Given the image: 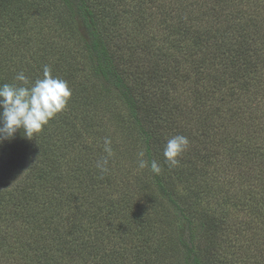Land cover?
<instances>
[{"label":"trees","instance_id":"16d2710c","mask_svg":"<svg viewBox=\"0 0 264 264\" xmlns=\"http://www.w3.org/2000/svg\"><path fill=\"white\" fill-rule=\"evenodd\" d=\"M54 1L27 29L24 0H0V85L49 65L72 93L30 139L25 177L0 189V264H264L263 250L234 258L264 241V0ZM61 27L79 60L27 59L24 32ZM177 134L190 143L172 167ZM105 137L123 149L102 173Z\"/></svg>","mask_w":264,"mask_h":264},{"label":"clouds","instance_id":"9594fccd","mask_svg":"<svg viewBox=\"0 0 264 264\" xmlns=\"http://www.w3.org/2000/svg\"><path fill=\"white\" fill-rule=\"evenodd\" d=\"M21 84L0 85V143L15 138L18 130H23L24 137L31 139L40 133L44 126L62 112L71 98V89L68 82L58 76L52 75L49 65L43 67L42 78L34 83L23 73L15 77ZM189 140L184 135H174L167 140L164 148V157L172 167L179 165L178 157L189 147ZM110 138L104 139V152L107 154L97 163L101 172H107L109 157L113 155ZM145 152L138 153L137 166L142 170L149 167L144 159ZM151 171L161 173V167L156 160L150 164Z\"/></svg>","mask_w":264,"mask_h":264},{"label":"rangeland","instance_id":"374dc122","mask_svg":"<svg viewBox=\"0 0 264 264\" xmlns=\"http://www.w3.org/2000/svg\"><path fill=\"white\" fill-rule=\"evenodd\" d=\"M23 4V1H22ZM32 6V7H30ZM24 10L29 17L27 19L26 28L32 29V24L39 22L36 21L35 17L39 16L38 13H34L35 10H47L51 11L52 13H57L58 10H60V7L56 5V2L54 0H24ZM46 20L41 21V23H44ZM34 29V28H33ZM58 33L55 32L53 34H49L50 31H47L44 36L43 32L40 34V36H37L33 33V35L27 34L26 32L23 33L24 41L27 43L29 42L30 48H34L31 53H27L26 57L31 62H34L36 59H40L41 56L45 55L50 59L53 55H60L58 58H62L64 56H72L77 54V60L80 59L81 56V49L76 42V38H73L71 35L72 33L70 30L66 27L58 28ZM37 31H40L39 29H34ZM71 34V35H70ZM28 36H32L34 40H29ZM39 49L40 52H33L34 50ZM70 51V52H69ZM61 61V60H60ZM81 63V62H80ZM82 67L83 65L80 64ZM1 75L8 74V71L0 70ZM41 70H33V69H27V72L30 74H41ZM43 74V71H42ZM176 98L178 99L177 95L179 93L175 92ZM180 103L183 104L184 108H192L194 106L193 98H188L187 100L184 99ZM170 105H172L169 102ZM173 106V105H172ZM196 108V107H195ZM198 110L195 112L197 113ZM195 115L190 114L188 117L190 120L185 119L187 115H184L183 117L178 118V125L185 127L186 125H189L191 118L193 119ZM116 127V125H115ZM109 130V129H108ZM111 130H109L110 132ZM23 130H18V132L15 135V138L11 140H5L3 143H0V189H8L11 187L16 186L26 175V173L29 171V168L33 164L31 161V153L29 151L30 148V139L26 138L22 134ZM113 145H116L120 151L123 149V145L120 141L115 140L112 142ZM122 154L116 155V161L118 160L121 164H124L125 167H128L129 162L125 161V158L121 157ZM136 156L138 158V153H136ZM137 172H142V170L135 168ZM35 185L39 186L40 182L36 179ZM238 238H240L238 236ZM263 248L261 250H258L259 248L249 250L244 245V253L243 255L236 254L234 255L235 260L240 259L243 261H246L250 255H254L253 251H257L260 253V251L263 250L262 260H264V241H262ZM241 244H244L243 241L240 242ZM205 244V242H204ZM129 260V259H128ZM172 261L170 264H181V258L180 256H177L176 258L171 256ZM174 262V263H173ZM244 264V263H243Z\"/></svg>","mask_w":264,"mask_h":264}]
</instances>
